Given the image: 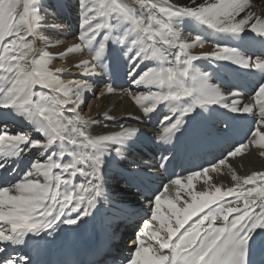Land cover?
Masks as SVG:
<instances>
[{"label": "bare ground", "instance_id": "1", "mask_svg": "<svg viewBox=\"0 0 264 264\" xmlns=\"http://www.w3.org/2000/svg\"><path fill=\"white\" fill-rule=\"evenodd\" d=\"M46 1L30 33L56 82L47 89L59 95L56 114L27 116L8 96L0 101V149L12 144L0 157V233L10 237L0 264L55 261L103 243L107 199L121 201L127 178L160 174V163L143 165L138 154L152 139L200 141L221 156L153 197L155 216L123 254L133 264H210L232 241L247 249L244 264L255 254L263 264L264 0H163L179 6L171 19L153 0H126L146 24L116 26L107 15L98 31L91 0ZM12 156L20 164L10 166Z\"/></svg>", "mask_w": 264, "mask_h": 264}, {"label": "rangeland", "instance_id": "2", "mask_svg": "<svg viewBox=\"0 0 264 264\" xmlns=\"http://www.w3.org/2000/svg\"><path fill=\"white\" fill-rule=\"evenodd\" d=\"M42 1L43 0H0V101L4 103V95L8 96L9 100L12 102L9 104L19 105L22 112L26 113L27 116H31V111H34V113H37L38 115L42 114V112L48 113L49 115L56 114V111H52L53 108L51 109V106L57 105L55 97L59 96H55L53 92L47 91V89H52L51 83L56 82L54 81L52 74H49L47 70L45 71L42 69V57H38V55L35 56L36 41L33 38L32 33H30V22H35V16L43 13L41 9H39L42 5ZM249 1L250 0H248V2ZM53 2L54 0H49V3L47 2V4L52 5ZM91 2L95 12L89 11V14L95 16L94 21L97 23V31L100 27L97 25L106 21L105 17L107 15H111L109 17V22L115 23L116 26L121 24L123 21H132V23L136 26L138 22H140L143 26L146 24L145 21L142 20L143 18L139 15V13L131 7L126 0H91ZM151 2H155L157 4L156 7L159 9L158 13L161 14L164 19H171L181 14V12H179V14L177 12V8L179 6L175 7V5L170 2L168 3V1L159 0L156 2L153 0ZM152 7L154 8V6ZM11 29L12 32H10ZM117 30H121V27L118 26ZM230 30L231 29H228L227 31ZM246 32L255 33L258 32V30H255V32ZM2 38L4 39V42L1 44ZM29 56L33 57L30 59H32L36 65L34 64V66L29 69L24 68L26 67V64H20V66L19 62L21 59L22 61L31 64ZM19 67H23L24 69ZM46 76L47 78H45ZM34 81L40 86L43 84L44 86L39 88L36 84H34ZM33 90L37 92H32ZM35 103L37 105L36 107ZM62 105L70 106L67 110L68 112H73V108L68 104V102H62L58 106ZM38 107L42 109H38ZM82 108H84V106ZM30 122L34 123L33 121ZM7 153L8 150H0V157H7L5 156ZM34 164L36 165L37 162ZM34 168L35 167L32 166L29 171H34ZM44 175L49 177L48 171H44L43 176ZM161 193H164V195L167 196V192L164 190ZM11 223L15 222L12 221Z\"/></svg>", "mask_w": 264, "mask_h": 264}]
</instances>
